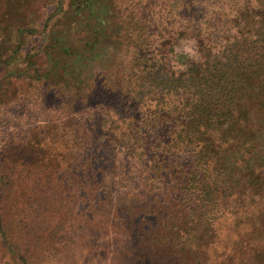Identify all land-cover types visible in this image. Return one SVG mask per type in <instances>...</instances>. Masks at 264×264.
<instances>
[{"label":"trees","instance_id":"1","mask_svg":"<svg viewBox=\"0 0 264 264\" xmlns=\"http://www.w3.org/2000/svg\"><path fill=\"white\" fill-rule=\"evenodd\" d=\"M9 2L0 6L1 28L24 38L31 28L13 32ZM62 9L67 27H50L48 44L35 55L42 58L1 79L3 88L51 83L71 97L72 113L95 97L112 113H104L98 147H82L85 196L100 209L82 219L98 225V250L106 252L113 237L109 257L121 264H220L209 251L221 220L233 219L221 264H264V0H72ZM56 14L39 30L47 32ZM184 40L196 43L197 54L177 53L178 66H171L166 55ZM20 52L17 45L5 66ZM3 88L0 104L8 102ZM112 123L119 124L113 132ZM23 160L0 162V202L13 196L16 205L0 209L2 242L17 255L12 227L20 233L24 226L8 223L16 212L32 228L28 238L66 250L82 225L68 201L44 196L49 177L61 180L34 175ZM32 195L40 203L34 208ZM54 202L59 208H45ZM248 202L259 206L250 218Z\"/></svg>","mask_w":264,"mask_h":264},{"label":"rangeland","instance_id":"2","mask_svg":"<svg viewBox=\"0 0 264 264\" xmlns=\"http://www.w3.org/2000/svg\"><path fill=\"white\" fill-rule=\"evenodd\" d=\"M2 1L4 0H0V6ZM71 2L72 0H12V2H9V9L11 10L9 20L12 23L13 32L17 27L31 28V30L25 31L24 38L20 39V36L17 38L13 36V40L7 34L10 31L3 30L0 25V89L3 88L4 83L1 77L3 78L10 72L7 69H13V67L25 69L29 59V61H35L42 58V56L36 58L37 56L35 55H37L36 53L42 55L44 47L48 44L50 27L55 21H57V24L58 21H60L59 24L63 23L64 19H61V15H59L60 6L63 7L62 13L64 14ZM24 8L27 10L23 11L22 9ZM57 12L58 14H56ZM54 14H56L54 19L50 22L48 21L49 29L47 32L40 31L39 29L43 27L44 22ZM63 25L62 27H67L65 23ZM29 33L34 34L31 35ZM174 43L176 45L173 47L174 53L170 51L166 55V59L168 57V62H170L171 66H178L175 62L177 53H183L192 58L196 56L197 46L192 40L174 41ZM17 45L21 47V52L16 57L18 59L15 60V64L6 67L5 62L15 51ZM165 50L169 51L170 48L165 47ZM9 83V86H4L3 88V92H9L5 97H8V102L0 104V162L9 158L17 164L25 158L23 160L24 163L29 166L34 175L39 173L43 176L44 173H47L49 176H53L54 173L56 179L61 180V184L60 182H54L53 177H49L47 183L50 190H46L44 196L49 193L51 198L53 197L62 206H65L68 201V204L74 210L73 221L82 226L78 229L77 236H74L66 250H53L52 245H45L50 243L43 244V241H39L40 237L35 239L28 238L26 236L28 234L27 231L31 228L28 226L29 223L27 224L20 219L16 220L14 216H18V214L14 212L8 223L10 225L18 223L19 227L24 226V230L19 233L16 232V228L12 227L13 239H10V244L16 249V256H13L5 248L0 236V264H20L21 262L18 258L22 256L26 257L29 264H121L118 260L109 257L115 252L114 238L109 239L106 252L104 250L103 252L99 251L98 249H101L102 245L98 239H101L102 236H96L98 225L90 223L87 226V223L84 222L85 220L82 219L84 215L89 216L100 211L99 208H93V205L90 206L85 196V188L82 183L87 172L86 170L83 171L85 169L83 161L86 159L87 153L83 152L82 147L87 142H90L95 147L94 149L98 147L96 139L100 136V131L104 130L103 123L107 119L105 114L112 115L108 109L104 111V100L96 97L92 98V100L89 99L85 101V104L79 105L78 110L72 113L67 105L71 97L66 92H61V88L58 89L51 83L23 81V83L19 82L15 88L14 81ZM129 110L125 108L123 111L127 112ZM107 125L112 132L113 129L115 130L119 127L117 123ZM86 130L90 132L88 137ZM91 134L93 136L92 142L90 140ZM36 164L40 167L37 168ZM75 169H77L75 173L76 179L74 178V180L70 181ZM83 172L85 175H83ZM43 183L42 180L41 184ZM158 183H161V181H158ZM62 184L65 186L60 188ZM41 187V185H38L34 191L39 192ZM13 192L17 193L15 189H13ZM37 198L38 196L36 195L31 197L30 201L34 205L33 208L38 206L37 204L40 205V203L35 202ZM56 202L45 208H59V204L55 206ZM0 203L2 213L7 212V209L14 211V208H16L13 196L5 201L2 199ZM13 205L14 207H12ZM258 208V205H251V202H248L247 218L252 217ZM232 220H221L217 228L219 230L218 242L214 247H211L210 250L213 249V251H209L210 258L212 259L215 254L220 264L225 261V257L222 258V256L230 252L227 243H229L231 236L234 234L230 226ZM43 246H45L44 249H42ZM53 251L58 253V258L53 257L55 255ZM48 255H50V258H48ZM54 261H57V263H54ZM136 264L157 263L156 261L152 262L148 259H142Z\"/></svg>","mask_w":264,"mask_h":264}]
</instances>
